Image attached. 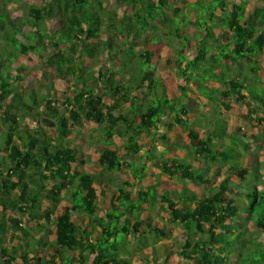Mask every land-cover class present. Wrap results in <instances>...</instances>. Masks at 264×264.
Listing matches in <instances>:
<instances>
[{
  "label": "trees",
  "instance_id": "obj_1",
  "mask_svg": "<svg viewBox=\"0 0 264 264\" xmlns=\"http://www.w3.org/2000/svg\"><path fill=\"white\" fill-rule=\"evenodd\" d=\"M172 1L0 0V264L18 260L40 264L38 247L54 249L47 264H88L89 255H94L91 264H130L129 238L139 241L146 232L166 237L150 219H142L143 203L160 208L187 230L176 240L185 263L231 264V257L237 256L233 264H264V157L260 166L254 162L245 166L242 159V151L255 147L260 152L262 145L232 137L235 133L227 127L216 132L217 122L215 130L201 138L188 124V144L171 132L173 126L165 138L169 135L179 149L193 150L204 168L191 165L190 158H165V143L164 153L155 155L148 146L139 155L141 133H150L159 117L167 114L176 125L189 119L185 99L190 83L197 86L199 96L224 112L238 103L253 129L264 127V0L252 7L255 24L245 16L246 0H196L174 18L168 12L174 8ZM17 8L23 13L14 15ZM160 34L175 44L176 73L185 82L175 99L163 92L152 62L163 41ZM192 40L195 56L189 58L185 49ZM69 45L80 47L76 55L69 52ZM31 53L42 60L46 82L26 90L22 86L26 64L19 59ZM58 81L63 90H56ZM9 96L11 106L4 103ZM120 102H132L127 107L131 117L114 116L115 110L122 112ZM86 122L97 125L104 143L97 159L101 175L76 172L78 151L62 143L73 128ZM115 136L125 141L111 149L108 143ZM233 153L236 161H231ZM132 155L139 160L128 163L125 157ZM141 158H160V164L152 166L151 185L145 186L148 168ZM122 168L142 185L136 199L126 191L128 182L114 186L117 179L111 174ZM164 178L180 183L176 199ZM212 179L217 180L214 192L201 198L187 187L210 184ZM114 187L111 208L99 218L98 195L107 196ZM62 201L67 205L58 210ZM74 213L82 217V224L73 220ZM27 217L36 232L48 234V240L31 233ZM241 221L254 224L258 234L243 239ZM16 238L18 244L12 246ZM74 252L78 255L72 256Z\"/></svg>",
  "mask_w": 264,
  "mask_h": 264
},
{
  "label": "rangeland",
  "instance_id": "obj_2",
  "mask_svg": "<svg viewBox=\"0 0 264 264\" xmlns=\"http://www.w3.org/2000/svg\"><path fill=\"white\" fill-rule=\"evenodd\" d=\"M21 1L35 2V0H21ZM190 1L191 0H173L172 1V5H173L172 7H174L175 9L173 8V9L168 10L170 17H172V18L176 17L178 10L180 8H182L183 6H187ZM246 1L248 2L249 5H248V10L245 13V16L247 17L248 22L255 24L256 19H255L254 15L252 14V7L258 0H246ZM109 7H111V6H109ZM22 13H23L22 8H17V10L14 11V15H20ZM120 13H121V11H119L118 14H120ZM158 24L163 26V24L161 22H158ZM161 33L163 34V31H161ZM162 34H160V35L163 37ZM163 43H164L162 46L163 48L159 47L156 49V54L154 55L153 64H154V69H155V75L159 79L162 80L164 86L166 87V92H167L168 96H170V98H173V97H177L180 94L181 87H183L185 85V82H184V79L179 77L176 73L175 61L173 60V57H172L173 56V48L175 47V44H170V42L167 40H164ZM68 49H69L70 53L76 55L78 50L80 49V47L69 45ZM19 62H23L26 64V71L23 75V80H22V86L26 90L37 89L40 86V84L44 85V83L46 82V79L41 74L42 60L40 58L36 57V55L31 53L29 55V58H27L26 56H22L19 59ZM261 80H262V82H264V73H261ZM62 84H63L62 81H58V82L54 83L56 90H63ZM207 85L211 86V87L212 86L215 87L216 84L207 83ZM216 87L220 88L218 85H216ZM202 92H203V94H205V93L207 94L206 91H202ZM208 92L210 94L215 93V92H211V91H208ZM188 93L189 94H188V97L186 99L187 104L192 105V106L194 105V107L192 108L193 110L198 108L196 106L200 105V102L201 103L206 102V100L203 98H202V100L199 99V97H197V94H194L192 91H189ZM63 98L64 97L62 96L61 101ZM213 99H218V94H214ZM249 101L253 104H258L255 101V99H253V98H250ZM4 103L11 106V104H12L11 97L10 96L7 97L4 101ZM58 105L62 108L60 101H58ZM211 106L212 105L209 106L210 107L209 113H207V110L202 111V109H201L199 114H195V119L199 123H206L205 130H204L206 133L205 134L200 133L201 138L207 137V135L209 134L208 132H209L210 128L212 131L215 130V126H216L215 123L217 121H219V120H217V118L219 117L217 115V112H213L211 110L212 109ZM241 113L246 115L247 114L246 109L241 108L240 105L237 103L236 105H234V111L224 113L223 118L226 122H229L228 126H230V127L237 126L241 130H247L248 132L253 134L252 138L255 139L256 142H258V140H259V142L264 143V131H260V134H258V132L253 131L252 128L250 127V124L246 121V118L241 117L242 116ZM26 123L28 126L33 128V126H34L33 123H31L29 121H26ZM156 125L158 128L162 129L163 127H165L167 125V119H159L157 121ZM217 127L218 128H217L216 132H221V130H224V128L226 126L224 123L218 122ZM82 130H84L85 136H83L81 132L74 131L70 140L68 142L64 141L62 143H63V145L71 146V148L73 147V148H77V150H79V154H78V161L79 162L77 163V165H75L76 172H78V173L88 172V173H93L96 175H101L102 172H101L100 168L98 169V164H97V158H98L97 150H99L104 145L102 137H101V133L99 132L97 125H95L94 123H87L86 122L84 124V127ZM262 130H264V129H262ZM231 132H234L236 135V136L234 135L232 137H234V138L240 137V138H242V140L244 142L247 143V136H246V138L245 137L243 138L242 137L243 134L238 132L236 129L235 130L233 129ZM185 139L188 142L190 140V137L187 136ZM239 140L240 139H238L237 142H240ZM213 141H214V138H213ZM216 142H217V140H216ZM123 143H124L123 139H120L118 137H114L113 140L110 143H108V147L111 149H114L116 147L122 146ZM240 147L238 146V148H237L238 151L243 150V147L242 146H240ZM262 147H263L261 149L262 151H260V152H257L256 149H253L252 152L254 154H249V153L242 151V152H244V155L242 158L244 164L249 165V163L252 160L256 164H260V158L264 157V146H262ZM170 153L172 154V151H170ZM175 153H177L181 157L185 155V151H180V153H179V151H175ZM134 156L135 155L126 156L125 159H127L128 161H132L133 159L138 160V158H135ZM235 159H236V156L233 153L231 161H234ZM145 162H147V161H145ZM111 177L117 179V184H119V185H122L125 182H129V183L134 184L135 185L133 188L134 190H131V188H129V189H130V192L132 194V197L135 198L137 196L136 195L137 190L140 189L141 186H139L138 182H135V180L132 179V174L126 168H124L123 170H121L118 173L117 172L115 174L112 173ZM177 185H179V184L173 185L174 188H176ZM263 186H264V182H263ZM189 187L192 188L194 191H197L200 193V192L209 191L211 189V184L206 185L205 187H200V186L198 187V186H194V185L190 184ZM116 192H117V189L113 188V190L111 191V193L109 192V194H113ZM159 192L161 193L160 190H159ZM175 196H176V194L173 193L171 195V198H175ZM99 203H100V207H99L100 211L98 212L99 215L98 214L97 215L100 218L101 215L103 214L104 209L107 207H110V205H111L110 195L108 196L107 199L101 200ZM62 204H64V203H61L60 205L57 206L58 210H62ZM46 205H47V200L45 201V206ZM142 208H143L142 219L144 221L150 219L151 221H149V223H151L153 226H157L159 229H162L164 231L166 237L158 238L159 235H156V233L154 234L151 232H146L145 234L142 235L143 238L139 241H137L136 239H133V238H129L130 243L128 244L126 249L128 251L127 257L130 261V264H159L162 260H167V264H187L184 262V260L177 253V241H176L177 238L184 237L185 234L187 233V230H183L180 227H178L176 224H174L168 218L166 213L163 212L160 208L155 207V208L151 209L150 207H147V204H144L142 206ZM74 216H75L74 217L75 221L78 220L81 224L83 223L82 217L79 214L75 213ZM25 222L28 225H30L27 228H29V230L31 231V233L34 236L48 240V234L36 232L39 230L35 226H33L34 223L31 221L30 218L27 217ZM239 225L242 228L240 230H241L243 239L244 238L248 239V238H251V236L253 237V236L258 234L254 224H252L250 221H241L239 223ZM31 226H33V228ZM34 228H35V231H34ZM144 228L145 227L142 224V225H140L139 229L143 231ZM131 230H132V228H131ZM196 236H197L196 234H193V233L191 234V238H196ZM122 238H123V235L120 234V236L118 238L119 243L122 241ZM18 241H19V239L16 238L13 241L12 246H16L18 244ZM36 250H37L36 254L40 259V264H47L44 262L50 261L51 254H53L55 252L54 249L49 250L47 248H41V247H38ZM71 255L77 256L78 253L74 252V253H71ZM93 257H94V255H89L87 257L88 264H91ZM236 260H237V256H232L230 259V263L233 264L236 262ZM18 264H22V261L18 260Z\"/></svg>",
  "mask_w": 264,
  "mask_h": 264
},
{
  "label": "crops",
  "instance_id": "obj_3",
  "mask_svg": "<svg viewBox=\"0 0 264 264\" xmlns=\"http://www.w3.org/2000/svg\"><path fill=\"white\" fill-rule=\"evenodd\" d=\"M196 0H191L190 2H189V4H191V3H193V2H195ZM188 4V5H189ZM188 5L187 6H183L182 8H180L179 10H181V9H183L184 7L186 8V7H188ZM175 9V8H174ZM178 10V11H179ZM178 13V12H177ZM161 26V25H160ZM161 39L163 40L162 41V44L161 45H159V47H162L163 46V42H164V37H161ZM159 47H157V48H159ZM156 48V49H157ZM163 48V47H162ZM161 48V49H162ZM181 48V47H180ZM195 48H196V41L195 40H192L191 41V43H190V45H189V47L187 48V49H185V52H186V55H188L189 56V58H193L194 56H195ZM156 49H155V54H156ZM154 54V55H155ZM173 57V56H172ZM153 60H154V57H153ZM153 60H152V62H153ZM173 60H174V57H173ZM154 65V64H153ZM156 78L157 79H159L157 76H156ZM161 80V79H160ZM161 82H162V80H161ZM162 85H163V87H164V93H165V95L169 98V99H175V98H178L179 96H180V94H181V91H180V94L177 96V97H173V98H170V96H168V94H167V92H166V87L164 86V84H163V82H162ZM189 86H188V88H187V97H188V92L189 91H192L194 94H197V86L196 85H194L193 83H190V84H188ZM183 87H185V85L183 86ZM182 88V87H181ZM199 94V93H198ZM197 94V97H199V99H201L202 100V97L201 96H199ZM187 97H186V99H187ZM185 99V104H187V100ZM204 99V98H203ZM206 100V99H205ZM136 102L138 103V104H141L142 102H140L138 99L136 100ZM143 102H146V101H143ZM131 103L132 102H130V103H124V102H120L119 104H118V107H121L122 108V112H119L118 110H115V112H114V116L115 117H118L119 116V114H121L122 115V117H131V115L129 114V112H128V109H127V107H129L130 105H131ZM189 107H190V117H189V119L186 121V123H184V125H176L174 122H173V118H171L169 115H167V114H165V115H163L162 117H159L157 120H156V123L154 124V126L150 129V133H146V132H143V133H141V135H140V138H141V141H140V144L142 145V148H141V151H140V153H139V155H142V154H144L145 152H146V150H148V146H150V147H153L154 149H152V152L155 154V155H158L159 153H164V147H163V144L165 143L166 145H168V147H167V151L165 152L167 155H165V158H169V157H179L180 159L181 158H190V160H189V162H190V164L191 165H193V166H195L197 169H200V168H204V166H201L200 165V157H198V156H196V154H194V151L193 150H191V149H189V151L188 150H186V149H179L178 147H176L175 145H173V143L170 141V136L168 135V136H166V138H165V134H166V132L168 131V129H169V126H173L174 127V131H171L172 133H176V134H178L180 137H181V141H182V144H188L189 142H190V140L187 142L186 141V137L188 136L189 137V135H188V130H190V128H188V124H189V126H191V129L193 130V131H196L197 133H199V137H200V133H206L204 130H205V125H206V123H199L196 119H195V114H199V112H200V110L202 109V111L203 110H207V113H209L210 112V105H212L211 106V110L213 111V112H217V115L219 116L218 118H217V120H219V121H217V123L219 122V123H224L225 125H226V127H227V130L228 131H232L233 129L235 130H237L238 132H240V133H244L245 135H247V138H249L250 140L252 139V142H254V140L255 139H253L252 137H253V134H251L250 132H248L247 130H241L239 127H237V126H234V127H230V126H228V123L229 122H226L225 120H224V118H223V116H224V113H228V112H224L222 109H221V107L220 106H218L217 104H215V103H211V102H209L208 100H206V102H200V105H198V106H196V107H198V108H196L195 110H193L192 108L194 107V105L192 106V105H189V104H187ZM234 111V109H232L230 112H233ZM241 117H243V118H246V117H244V114L243 113H241ZM159 119H167V125L165 126V127H163L162 129H160V128H158L157 127V121L159 120ZM246 121H247V119H246ZM248 122V121H247ZM87 123H89V122H87ZM248 123H250V122H248ZM84 124L85 123H83V125L80 127V128H73L72 129V133L71 134H73V132L74 131H76V132H81L82 133V135L83 136H85V132H84V130H82L83 129V127H84ZM96 125V124H95ZM185 125L187 126V127H185ZM119 126H121L120 125V123H119ZM251 127V126H250ZM208 128V127H207ZM252 128V127H251ZM262 129H264V127H259V128H257V129H253L252 128V130L253 131H255V132H258V134H260V131H264V130H262ZM210 130H211V128H210ZM172 133H170V135L172 134ZM71 137H72V135H71ZM70 137V138H71ZM115 137H117V136H115ZM162 137H164L165 138V140L163 141V140H161V138ZM70 138H69V140H70ZM119 138V137H118ZM152 138V139H151ZM121 139V138H120ZM69 140H66V142H68ZM85 140V139H84ZM124 140V139H123ZM216 140L217 139H214V142H216ZM125 141V140H124ZM256 142V141H255ZM217 143H218V140H217ZM124 144V143H123ZM122 144V145H123ZM257 144H259V145H262V146H264V143L263 142H259V140H258V142H257ZM68 147H70L71 148V146H68ZM103 147H104V145H103ZM73 148V147H72ZM102 148V147H101ZM101 148L99 149V150H97V154H98V156H99V152H100V150H101ZM73 149H76L77 150V148H73ZM172 149V150H171ZM253 149H256L255 147H252L251 148V152H247V153H249V154H254L253 152H252V150ZM78 151V154H79V150H77ZM120 151H122V152H125L123 149L122 150H120ZM170 151H172V154L170 153ZM175 151H179V153H180V151H185V155L184 156H180V155H178L177 153H175ZM257 151V150H256ZM189 152H191V154L189 155ZM258 152V151H257ZM78 154H77V158H78ZM244 155V152H242V156ZM160 156V155H159ZM135 157V156H134ZM137 158V157H136ZM98 159V158H97ZM158 159H160V158H158ZM156 160V159H152L151 161H147L146 162V166H147V168H148V170H147V177H146V182H145V186L146 185H151V184H153V182H154V177H153V175H152V172L154 171V167L156 166H158L159 164H160V160ZM127 160V159H126ZM133 160H136V159H133ZM132 160V161H133ZM139 160V159H138ZM261 160H262V157L260 158V162H261ZM132 161H128L127 160V162L128 163H130V162H132ZM141 162H145L144 161V159H142L141 158V160H140ZM251 162H254L253 160L251 161ZM250 162V163H251ZM244 163V162H243ZM249 163V164H250ZM255 163V162H254ZM261 164V163H260ZM260 164H257V165H259L260 166ZM77 165V164H76ZM245 165V164H244ZM152 166H154L153 168H152ZM245 166H247V165H245ZM100 168V170H101V167L100 166H98V169ZM124 168H122V170H123ZM127 169V168H126ZM128 170V169H127ZM129 171V170H128ZM222 172V171H221ZM85 173V172H84ZM221 174V173H220ZM133 179V178H132ZM134 180V179H133ZM214 183H213V182ZM135 182H137L136 180H135ZM164 182H165V187L171 192V195L173 194V193H175L176 194V196H175V198H173V199H176L177 198V196H178V194H179V192H180V189H181V185H180V183L179 182H176V181H174V180H169V179H167V178H164ZM129 183V182H128ZM216 183H217V180L216 179H213V180H211V189L209 190V191H207V192H197V191H194L192 188H190L189 187V185L190 184H192V185H194V186H198V185H195V184H193V183H188L187 184V187H188V189L191 191V192H195L197 195H198V197H202V194H208L209 192H214V190H215V186H216ZM130 184V186L126 189V191L127 192H129V195H130V198L131 199H136V197L134 198V197H132V194H131V192H130V189L129 188H131V190H134L133 188H134V184H132V183H129ZM175 184H179V185H177V187L176 188H174V186L173 185H175ZM118 184H115L114 186H117ZM206 185H209V184H204V185H202V186H200V187H205ZM139 186H141L142 187V185L139 183ZM173 186V187H172ZM141 187H140V189H141ZM199 187V186H198ZM115 188V187H114ZM140 189H138V190H140ZM143 189V188H142ZM214 189V190H213ZM113 189H111L109 192L111 193V191H112ZM137 190V189H136ZM138 190H137V192H138ZM159 190L162 192V189L160 188V189H158V193L159 194H161L160 192H159ZM99 191H100V189H99ZM113 194H115V193H113ZM113 194H109L110 195V201H111V204H112V200L114 199L113 198ZM108 194H107V196H101L100 194L98 195V202H97V205H98V209H97V214L99 215V211H100V209H99V207H100V201L101 200H104V199H107L108 198V196H109ZM137 195V194H136ZM135 195V196H136ZM61 203H64V204H62V207H64L65 205H67V203L65 202V201H62ZM60 203V204H61ZM59 204V205H60ZM144 204H146V203H143V205ZM142 205V206H143ZM111 208V205H110V207H107V208H105L104 209V211H103V214L101 215V217L100 218H103V217H105V214H106V212H107V210L108 209H110ZM58 209V208H57ZM75 214V213H74ZM97 215V216H98ZM74 215H73V220L75 221V219H74ZM78 221V220H77ZM77 221H75L76 223H78V224H81L79 221L77 222ZM131 222H132V220H131ZM83 226V225H82Z\"/></svg>",
  "mask_w": 264,
  "mask_h": 264
}]
</instances>
